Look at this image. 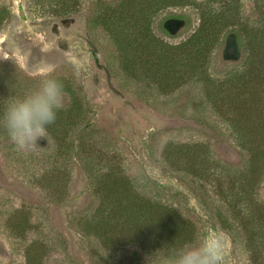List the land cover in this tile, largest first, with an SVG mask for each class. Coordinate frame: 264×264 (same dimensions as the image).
I'll return each mask as SVG.
<instances>
[{
	"label": "rangeland",
	"instance_id": "1",
	"mask_svg": "<svg viewBox=\"0 0 264 264\" xmlns=\"http://www.w3.org/2000/svg\"><path fill=\"white\" fill-rule=\"evenodd\" d=\"M64 1L73 0H0L11 12L0 28L2 73H23L39 83L49 76L72 82L87 108L84 144L95 158L92 165L104 172L107 165L122 164L139 182L141 197L161 202L175 227L168 224L164 242L147 252L114 241L106 243L107 249L81 231L103 213L87 170L75 158L55 162L52 140L18 150L0 130V264H148L157 250L163 255L169 248L198 243L209 227L225 236L223 264H264V172H259L258 157L264 130L244 121L264 109V95H239L221 85L231 71L252 68L244 55L239 61L223 58L235 25L224 30L222 42L208 62L196 65L193 77L161 91L140 68L127 75L108 32L95 31L101 48L93 44L87 18L98 0H78L73 15L58 17L54 10ZM105 1L114 6L120 2ZM213 3L216 9L222 4ZM238 5V20L253 33L247 23L259 19L264 0ZM171 14L186 21L175 34L159 27L160 19ZM199 24L195 0H188L161 10L152 27L158 39L177 45ZM255 84L260 89L264 77L257 76ZM69 99L64 94V105ZM231 118L248 131L246 141L234 133ZM244 143L255 148L253 158ZM154 182L161 187H153ZM25 220L29 223L22 230Z\"/></svg>",
	"mask_w": 264,
	"mask_h": 264
},
{
	"label": "trees",
	"instance_id": "2",
	"mask_svg": "<svg viewBox=\"0 0 264 264\" xmlns=\"http://www.w3.org/2000/svg\"><path fill=\"white\" fill-rule=\"evenodd\" d=\"M186 1L188 0H143V2L142 0H120L114 6L111 2L98 0L87 18V29L92 37L91 41L100 49V44L94 38L95 31L102 29L108 32L114 38L119 66L127 75L130 76L134 70L140 68L145 72L147 79L152 81L159 90L165 91L193 77L197 73L196 65L208 62L213 51L222 42L224 30L235 25V29L227 35L226 44L228 37L234 35L238 56L234 58L230 52L225 54V44L223 58L239 61L244 55L245 64L252 68L249 71L242 68L236 73H233L234 70L228 73L224 84H221L222 90L239 93V95L247 92L264 95V84L260 89L255 84L257 76L264 77V9L259 19L247 23L249 28L253 29V33L249 34L237 18L238 4L241 0H220L222 4L219 9L213 8V2L217 0L202 2L195 0L200 16V24L196 32L185 43L177 45L158 39L152 27L154 18L165 7L183 6ZM78 7V0L64 1L56 8L57 10H54V14L58 17H69L77 11ZM110 13L113 15L111 16ZM10 15L9 9L0 6V28ZM177 17V14H171L161 18L160 29L170 34L182 30L186 21ZM168 21H180L183 24L177 29L173 27L175 30L173 33L166 27ZM132 29L134 33H131ZM109 69L112 73L111 66ZM200 76L203 77V74L200 73ZM55 78L62 81L64 94H67L70 99L58 113L55 123L48 127L47 139H45L52 140L56 144L53 155L55 162L60 164L75 158L87 170L93 191L96 197L102 199L103 204L102 215H99L98 219L95 217L94 221L88 223L89 225L83 224L81 231L84 235L103 242L102 245L107 249L110 247L106 243L111 241H114L116 245H136L145 252L153 244H162L166 238L167 225L175 227L173 218L166 212L161 202L153 198L141 197L139 182L127 175L126 168L122 164L107 165L103 169L104 172L94 166L95 158L89 154L87 144H84V133L88 129L84 99L72 82L62 77ZM201 79L204 80V78ZM38 84V79L23 73L5 77L0 67V98H7L11 94L23 95L35 89ZM258 86H260L259 83ZM255 88L257 89L254 90ZM258 112L255 119L246 115L244 121L251 124L256 122L264 130V109ZM233 113L236 114V111ZM230 123L238 138L243 142L246 141L249 137L248 131L243 129L240 121L231 118ZM2 133L0 131V135ZM241 146L245 147L251 158L254 157L253 146L246 143ZM167 157L174 160L173 155H167ZM258 157L262 159L259 172H264V148L259 149ZM56 167L50 172H56ZM250 182L247 184L250 185ZM154 185L153 187L157 189L161 187L157 182H154ZM250 201L249 196V199L245 200L247 206L250 205ZM28 223L29 220H25L21 229H26Z\"/></svg>",
	"mask_w": 264,
	"mask_h": 264
},
{
	"label": "clouds",
	"instance_id": "3",
	"mask_svg": "<svg viewBox=\"0 0 264 264\" xmlns=\"http://www.w3.org/2000/svg\"><path fill=\"white\" fill-rule=\"evenodd\" d=\"M9 58V57H5ZM64 85L55 77L42 79L23 95L0 98V130L18 150H25L47 139L48 127L64 108ZM225 236L218 228H207L198 243L157 250L148 258L152 264H223Z\"/></svg>",
	"mask_w": 264,
	"mask_h": 264
},
{
	"label": "water",
	"instance_id": "4",
	"mask_svg": "<svg viewBox=\"0 0 264 264\" xmlns=\"http://www.w3.org/2000/svg\"><path fill=\"white\" fill-rule=\"evenodd\" d=\"M183 24V22L180 21H168L166 23V27L171 30L173 33H175V30H173V27H175V29L179 28L181 25ZM236 40H235V36L234 35H230L227 39V44H226V50H225V54L229 53L233 55V57H237L238 56V51L236 50Z\"/></svg>",
	"mask_w": 264,
	"mask_h": 264
}]
</instances>
